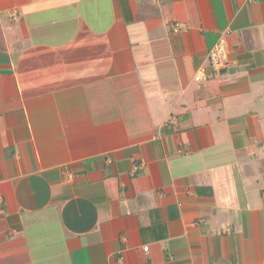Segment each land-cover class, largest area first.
Here are the masks:
<instances>
[{
  "label": "crops",
  "instance_id": "crops-1",
  "mask_svg": "<svg viewBox=\"0 0 264 264\" xmlns=\"http://www.w3.org/2000/svg\"><path fill=\"white\" fill-rule=\"evenodd\" d=\"M0 264H264V0H0Z\"/></svg>",
  "mask_w": 264,
  "mask_h": 264
},
{
  "label": "built area",
  "instance_id": "built-area-1",
  "mask_svg": "<svg viewBox=\"0 0 264 264\" xmlns=\"http://www.w3.org/2000/svg\"><path fill=\"white\" fill-rule=\"evenodd\" d=\"M15 15V14H14ZM178 24L174 26V30L176 32L179 31ZM209 63L212 72L219 73L222 70L228 68L231 65V60L228 56V51L226 47V41L224 38H221L216 45L209 51L208 54ZM205 73L200 72L198 75L195 76V80L197 82H202L205 79ZM149 246H144V250L148 251Z\"/></svg>",
  "mask_w": 264,
  "mask_h": 264
}]
</instances>
